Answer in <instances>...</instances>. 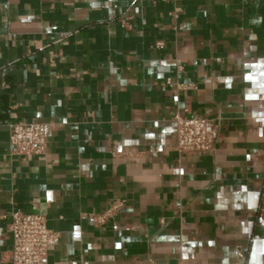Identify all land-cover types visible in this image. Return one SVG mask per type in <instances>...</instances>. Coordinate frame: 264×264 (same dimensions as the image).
I'll return each mask as SVG.
<instances>
[{
    "label": "crops",
    "instance_id": "1",
    "mask_svg": "<svg viewBox=\"0 0 264 264\" xmlns=\"http://www.w3.org/2000/svg\"><path fill=\"white\" fill-rule=\"evenodd\" d=\"M177 113L215 150L180 152ZM19 120L48 154H12ZM33 207L48 264H264V0H0V264Z\"/></svg>",
    "mask_w": 264,
    "mask_h": 264
},
{
    "label": "built area",
    "instance_id": "2",
    "mask_svg": "<svg viewBox=\"0 0 264 264\" xmlns=\"http://www.w3.org/2000/svg\"><path fill=\"white\" fill-rule=\"evenodd\" d=\"M167 1V0H162ZM161 43H158L160 46ZM184 68V60L178 59V72ZM172 80L167 79V84ZM195 87L194 84L177 83L179 90ZM177 148L180 152L214 151L217 140L222 136L216 119L199 115L183 116L175 114ZM49 124L43 122L13 121L9 124L11 152L23 159L31 156H43L49 152ZM123 201L111 204L103 213L93 215L96 225L105 223L122 207ZM9 229L13 237L11 264H48L49 248L58 244L61 232L47 226L46 216L33 207L31 212L14 210L11 212Z\"/></svg>",
    "mask_w": 264,
    "mask_h": 264
}]
</instances>
